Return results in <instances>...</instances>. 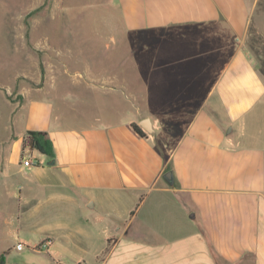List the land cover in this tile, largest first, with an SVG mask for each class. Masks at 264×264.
<instances>
[{"label": "crops", "instance_id": "obj_1", "mask_svg": "<svg viewBox=\"0 0 264 264\" xmlns=\"http://www.w3.org/2000/svg\"><path fill=\"white\" fill-rule=\"evenodd\" d=\"M101 2L113 12L111 22H121L132 61L125 64L131 76L104 77L99 89L131 114L81 125L57 104H69L68 96L53 93L46 101L20 92L13 110L21 115L19 128L9 113L0 131V183L12 166L21 169L24 134L46 131L53 163L31 167L37 173L47 167L63 194L55 203L72 209L103 203L112 219L92 261L76 253L77 245L50 242L43 264H264V70L249 49L248 1ZM142 41H166V54L149 44L152 66L140 72L134 44ZM164 54L166 64L159 60ZM59 73L53 91L55 82L72 80ZM142 114L150 131L139 125Z\"/></svg>", "mask_w": 264, "mask_h": 264}, {"label": "rangeland", "instance_id": "obj_2", "mask_svg": "<svg viewBox=\"0 0 264 264\" xmlns=\"http://www.w3.org/2000/svg\"><path fill=\"white\" fill-rule=\"evenodd\" d=\"M247 1L251 22L249 49L264 70V0ZM105 10L101 0H0L1 132L2 122L10 114L19 128L21 115L19 110H13L22 101L20 92L25 98L37 96L46 101L53 93L68 96L69 104L59 99L57 104L72 117L71 123L81 125L99 126L131 114L118 97L99 89L104 85V77H128L131 66L127 68L125 64L132 61L126 58L132 44L128 49L121 22H111L108 15L113 12ZM149 44L166 54V41L136 42L134 52L141 60L133 66L140 68V72L152 66L146 56L151 50ZM165 54L159 60L166 64ZM117 63L124 65L118 68ZM59 71L65 77L68 72L72 80L55 82L53 91L52 80L61 77ZM133 79L142 80L135 74ZM152 109L154 114L163 115L160 108ZM145 117V114L140 116ZM161 121L158 124L162 125ZM236 143L248 144L245 140ZM21 156L20 171L12 166L9 176L0 183V264H43L47 258L46 245L50 242L77 245L80 252L76 253L92 261L94 251L101 249L106 233L111 230L112 219L105 216L106 205L72 209L71 204L67 207L55 203L54 200L63 197L61 188L51 181L47 167L44 173L32 171L31 167L38 163L46 166L48 156L28 148ZM17 243L23 249L17 250Z\"/></svg>", "mask_w": 264, "mask_h": 264}, {"label": "trees", "instance_id": "obj_3", "mask_svg": "<svg viewBox=\"0 0 264 264\" xmlns=\"http://www.w3.org/2000/svg\"><path fill=\"white\" fill-rule=\"evenodd\" d=\"M35 10L36 9L30 11L28 15L33 13ZM131 127L138 135L145 136V132L137 123L132 122ZM26 148L30 150L36 149L39 152L48 156V159H50L53 155V150H52V146L50 143V139L46 131H42V130L27 131L26 134H24L22 138V151ZM1 256H0V259H1Z\"/></svg>", "mask_w": 264, "mask_h": 264}, {"label": "water", "instance_id": "obj_4", "mask_svg": "<svg viewBox=\"0 0 264 264\" xmlns=\"http://www.w3.org/2000/svg\"><path fill=\"white\" fill-rule=\"evenodd\" d=\"M139 125L144 129V130H147V131H150L151 128L149 127V120L148 118H143L140 122H139ZM48 164H52L53 163V160H49L47 162ZM164 178L166 180H168L169 182L172 181V172L170 170L166 171L164 173Z\"/></svg>", "mask_w": 264, "mask_h": 264}, {"label": "built area", "instance_id": "obj_5", "mask_svg": "<svg viewBox=\"0 0 264 264\" xmlns=\"http://www.w3.org/2000/svg\"><path fill=\"white\" fill-rule=\"evenodd\" d=\"M16 249H17V250H21V249H23V245H22L21 243H17V245H16Z\"/></svg>", "mask_w": 264, "mask_h": 264}]
</instances>
